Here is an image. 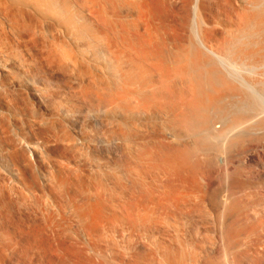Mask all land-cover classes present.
I'll return each mask as SVG.
<instances>
[{
	"label": "bare ground",
	"instance_id": "6f19581e",
	"mask_svg": "<svg viewBox=\"0 0 264 264\" xmlns=\"http://www.w3.org/2000/svg\"><path fill=\"white\" fill-rule=\"evenodd\" d=\"M94 9L96 13L92 14ZM143 14H145L144 20H142ZM3 18L12 21H3ZM27 36L32 38L29 46L32 55L30 51L26 52V45L23 46L19 41ZM152 43L156 47L155 54H152L153 50L149 49ZM43 49L51 53L46 52L47 57L50 55L53 58L52 62L47 57V59L43 58L45 61L42 59ZM50 64L55 66L51 67ZM262 70H264V0H0V233L2 237L8 236L7 239L5 238L7 241L13 242L12 249L0 243V264H34L32 260L20 257L16 253L19 251V254H34V248L26 240V235L20 234L18 230L21 227L34 232L35 228L43 229L44 227L45 231L51 228L59 233L60 230L66 228L59 221L66 210L69 212L68 215L65 214L66 216L72 214L68 217V223L74 220L77 224L74 228L79 227V231L77 228L76 230L81 232L83 239L87 240L86 245L88 242V244L91 243L93 249L91 248L90 252L102 253V241L106 240L103 236V233H106L103 231L106 229L103 227L104 230H102L100 223L105 213L111 214L108 213L110 210L105 211L108 210L106 203L110 204V201L106 200V203L102 201L106 207L99 201L103 195H108V198L114 199L115 202L118 199L126 201L125 199L133 198L131 197L133 189H138L136 191L139 197L144 196L140 206L145 218L149 217L150 211L153 213L150 207L151 202L149 203L153 198V193L149 192L152 195L149 194V200L147 198L148 187L143 186L147 189L146 191L139 189L142 183L140 172L143 177L149 176L148 170L140 165L145 162H138L140 168L137 171L139 173H136V170L133 171L134 167L131 168L132 170L130 167L127 168L128 166H124L126 163H121L122 160L120 161L122 165L117 162L115 157L118 156L114 157L112 154V150L115 152L114 149L109 151V148L112 146L116 148L117 143L122 140L120 138L122 135H119L123 130L120 129L121 127L125 129L130 126L134 129L143 127L145 130L144 123L149 120L145 117L143 119L142 110L138 111L141 105L136 99L140 98V102L145 104L146 100L154 101L156 95L158 99L161 95L167 100H160V98L158 101H161L160 103L166 101L168 110H174L178 107V102L182 101L183 111L177 114L179 111L177 108V113L175 112L177 114L175 118L182 126L180 132H183V127L187 126L191 136L197 141V143L192 142L193 138L190 137L192 145L198 144L200 152L202 149L204 154L212 155L216 148L220 149L219 151L225 146L230 148L227 145L233 144L234 141L235 145L243 146L242 144L246 141L245 137H250L249 131L256 130L253 124L264 119V92L260 93L256 90L259 87L257 77ZM263 76L264 71L260 78ZM262 79L259 80L260 84H264L261 82ZM254 81L255 86H258L256 88L253 86ZM73 82L77 89L75 91L80 90L77 94L73 92L74 87L71 86ZM250 94H253L254 99ZM134 96L138 97L134 98L137 104L134 102L132 106L138 105V107L135 106L138 109L129 104L124 105L122 102L123 99L128 103L133 102ZM82 97L89 99L90 104H83ZM248 97L249 100L256 101L252 100L256 106L253 110L251 108L250 112L249 105L246 106ZM144 100L145 103H143ZM158 101L150 103L153 105ZM232 101L235 104H231L234 111L235 107L239 108L236 110L238 113L230 109L228 104ZM172 117L169 119L171 120ZM93 123L98 125V130L102 131L101 137L96 136L95 140L91 139L88 134L89 125ZM172 124L176 126V123ZM252 125L255 130L252 129ZM129 128L128 130L132 129ZM188 131L185 132L189 136ZM180 132H176V135L166 132L167 139L165 136V139H162L160 133L159 138L177 145L178 148L183 141L186 143L188 140L182 136L185 139L182 141L179 134L177 135ZM148 134L146 133V136ZM162 134L165 135L164 131ZM144 136L134 138V141L136 139L140 144L148 145L149 141L151 142L150 136ZM147 145L142 147L149 149ZM123 148L117 149L123 151L121 154L124 153L123 158L127 159L129 153ZM183 148L185 146H182L180 150L182 151ZM193 148H195L194 151ZM193 148L188 154L186 153L189 149L186 148L187 151L184 154L187 156L193 152L197 154L196 145ZM145 153L150 154V158L153 154L156 161L158 152H155L156 154L144 152L143 154ZM148 155H146L147 160ZM214 157L216 158V155ZM212 159L209 161L213 162ZM133 162L136 166L137 162L135 163L134 160ZM164 163L166 166L170 164V162L160 164L163 166ZM152 165L149 166L153 169ZM157 167H155L157 172L164 171V166L162 169L161 165ZM122 171L126 172L127 180H129L128 176L133 177V174H139L133 181L130 180L132 183L128 186L132 185L131 189L120 181L123 177L119 179L118 175ZM230 199L231 196L224 198L221 202L219 200L221 236L226 247H230L233 241V235L229 232V229L233 227L229 226L231 222L229 219L233 215L238 216L240 210L237 205L236 208L233 206L235 209L227 211ZM32 202L41 203L42 206L38 204L37 208ZM112 203L114 204L113 201ZM113 204L112 206L115 205ZM159 205L161 204L154 205V210ZM160 207L163 208L162 205ZM48 210L53 211L54 214L49 213L47 220L43 221L42 216L45 217L44 214H47ZM161 210L164 212L165 209ZM112 211H114L113 207ZM228 213L230 214L227 215ZM136 215L139 217L138 213ZM121 216L119 217L123 218ZM144 216L139 217L142 223ZM150 216L153 217V214ZM6 217L12 221L8 223ZM107 217H105L106 220ZM117 217V220L120 219ZM98 220L102 221L98 223ZM114 221L116 222L115 218ZM44 222H48L45 223L47 226H44ZM96 222L100 227L96 226ZM120 222L123 221L120 219ZM232 222L231 224L236 223V221ZM63 223L65 224V220ZM72 225V222L69 223V227ZM227 226L230 228L228 229ZM152 228L155 229V226ZM115 229L114 227L111 231L114 232ZM138 229L144 232L145 236L150 235L148 227L139 224ZM67 230L69 232V229ZM128 230L133 232L132 228L127 227ZM45 231L44 233H47ZM68 232H65V238L68 237ZM58 236L60 238L59 234ZM160 237L163 241L164 237L162 238L161 235ZM47 246H44L46 252L51 248L48 246L47 249ZM144 246L142 244V247ZM67 250L65 249V252ZM160 250L162 261L168 258V261L163 262L165 264L166 262L167 264H184V260L187 259H184L185 256H182L179 250L171 251L172 259L167 257L168 248L161 245ZM147 251L145 253L150 255V250ZM79 252L82 253L80 250ZM141 253L143 255V251ZM148 254L144 256L147 257ZM67 255L70 256L69 253ZM76 256L78 258V254ZM116 258L122 264L126 263L121 256ZM40 260L42 261V258ZM100 262L99 264L102 263ZM147 263L149 264V262L139 261L131 264Z\"/></svg>",
	"mask_w": 264,
	"mask_h": 264
},
{
	"label": "rangeland",
	"instance_id": "374dc122",
	"mask_svg": "<svg viewBox=\"0 0 264 264\" xmlns=\"http://www.w3.org/2000/svg\"><path fill=\"white\" fill-rule=\"evenodd\" d=\"M172 3H174V1H172ZM92 11H91V13H92ZM95 13H96V11L94 9L92 14H95ZM144 15L145 14H143L142 20H144ZM3 21H12V20L11 19L6 20V18L5 19L3 18ZM45 35H47V34H45ZM46 37H48L50 39V37L48 35ZM19 41H21L20 43L23 44V46L26 45L25 50H27L26 52H29L30 51L29 46H30V43L32 41V38L30 36H27L25 38L20 39ZM149 49H151L150 51L153 50L152 54H155L156 47H155L154 43H152V45L150 46ZM43 51H44L45 55L43 54L42 59L48 58L49 61L52 62L53 58L50 55H49L50 57L49 56L47 57V54H46L47 49L46 50L43 49ZM29 53H31L30 55H32L31 51ZM47 53L51 54L49 51ZM46 62H47V60H46ZM47 64H48V62H47ZM52 64H50L51 67H54L55 65L52 66ZM263 71L264 70H262L259 77H257V79H258L257 85L259 87L257 85L255 86V84H256L255 81H254V85H253L255 88L258 87V88H256V90H259L257 92H260V93L264 92V87H263L264 84L261 83L262 84L261 85L260 81H259L262 78L264 79V76L262 78H260V76L263 75ZM263 79L261 82L264 83ZM72 85L74 87L73 88V92H74L75 90H77L76 85L74 84V82L71 84V86ZM262 89H263V91H262ZM79 91L80 90L75 91V93L77 94ZM146 94H147V92H146ZM157 96L158 95L155 96L156 98L154 99V101H158L160 98H161L160 100L165 99V97L162 98L161 95L159 96L160 98L158 99ZM251 96L253 97V94ZM134 98L136 99L138 97L134 96L132 98V101L134 100ZM82 99H83L82 100L83 104H86V105L90 104L89 99L84 98V97H82ZM253 99H254V97H253ZM253 99L249 100V97L247 99L248 102H247L246 106L249 105L250 110L248 109V107H246V108L249 110V112L252 111L254 109V107L256 106L255 105L256 101ZM165 100H167V98ZM252 100L255 102L253 103ZM136 101L138 102V104L140 103L139 105H141V106L138 107V105H135V104H134V106H132L133 105L132 103H134L135 100L133 102L129 101L130 103H128L127 100L124 101V99H123L122 102L124 105L129 104L134 108H135V106H137L139 108L138 111L141 112V110H142L143 112H141V113H144L143 119L145 117L149 121H146L144 123V127H146L145 130L143 127H138L139 124L137 125V127L139 129L141 128L140 131L138 128H135L136 129L135 130L131 126H130V128H132L131 130H128L129 127H127L126 129H125V127L120 128L121 130L122 129L123 130L122 131L120 130L121 133L119 135L120 136L122 135L120 137L122 140H120L119 143L122 142L124 144L122 146L121 145L122 143H120L121 147L122 148L124 147L123 150L125 149L129 153V155H131V157L128 155V158H127L130 160L128 161L126 158L125 159L123 158L125 155H124V153H123V155L121 154L123 151L122 152L119 151V149L121 148L119 143H117L118 147H117V145H116V148H114L112 146L111 148H109L110 150L109 149L108 150L111 151V149H114L116 153L112 150V154L114 155V157L118 156V157H115V159L117 158V162L119 164L126 163V164H124V166H126V167L128 166L127 168L130 167V169L132 167H134L133 171L136 170L135 171L136 173H139L137 171H138V168H140V165L143 166L146 170H148L147 174L149 176L146 175V177L145 176L143 177L142 173L140 172V176H141L140 181L142 183L144 182V184L142 185V183H141L140 184L141 187H139V189L142 188L143 191L144 190L146 191L148 189L147 190V192H148L147 198L149 200H150V198H149L150 195L153 193L154 201H153V198H151L152 201L151 200L149 201V203L150 202L152 203V204L150 203V207H151L153 213H151V211H150L148 213L149 217L146 216V218H145L144 213L142 212V209L140 206L143 203L144 196L141 197V195H140V197H141V199H140L139 194L137 193L138 189H133V192H132L133 196H131L133 198H130V200H129V198L125 199L126 201H123L122 199H121L122 201L120 199H118V200L116 199L117 201L115 202L114 199H112V200H111V198L109 199L108 195H103L102 198L99 199V201L100 202L103 201L104 203H106L105 202L106 200L110 201V204L108 202L106 203L108 208L106 207V204H104L103 202H102V204H104L106 209H108L105 211L107 212L110 210L108 213H111L112 215L105 213L103 216H105V217H107L109 215L110 216L107 217V220L104 217V219H102L103 221L101 220L102 222L98 220V223L101 222L100 225H101L102 230H104L103 227L106 230L110 227L109 228L110 231L111 230L113 231L114 227L116 228L114 232H112V231L110 232L109 230L103 231L106 233V234L103 233L104 239H106L104 242L102 241L101 252L103 254L102 253H100V254L96 253L94 250H93L94 252H92V251L90 252V249L92 248L90 245L91 243L88 244L89 243L88 242L86 245L85 242H87V240L83 239V237L81 236L82 235L81 232H78L79 227H76L77 224H75L76 222L74 220H70L73 223V225H72V227L71 226L69 227V223H71V222L69 221V223H68L67 220L69 219L68 217L72 214L70 213L69 216H66L65 214H67V213L69 214V212L67 210L65 211V213L62 214V216H61L62 219H59L60 217L58 218L59 221L63 224V227H66V228H64L65 230L62 229L59 231V233H57L58 231L55 229H54V231H53V229L51 230V228H49L50 230L47 228L48 231H45L46 228L43 227V229H41V227H37L34 229V232H32V230H29V229L24 230L23 228L20 227V230H18L19 233L24 235V236L26 235L25 236L26 240L31 244L32 248H34L33 249L34 254H32V255L30 253H26V254L20 253L19 254V251H16V253L20 257H27V259L32 260L34 264H35V261L37 264V262L40 260V258H42V261L40 260L38 262V264H48V263L49 264H87V263L88 264H95V263L99 264V261H101L103 264H106V262H107V264H115L117 262H119L118 264H122L120 261L117 260L116 257H118V256H121L123 258L124 262H126L127 264H131V263L139 262V261H142L145 263L149 262V264H165L163 262H165V260L168 261V258L163 259V261H162L163 257L161 256V253H159V252H161V250L159 251V249L162 245V246H165L166 249L168 248V250L172 247L169 250V252H167V257H169V259H172L173 255H172L171 251L173 249L179 250V253H181L182 256H185L184 259L187 258L186 260H184V264H234L235 262L237 264H264V119H262L263 121L258 120V121H256V123L253 124L254 128L256 130L253 129V125H252V129L255 131L254 132L251 131L252 134L249 131L250 134H248V135L250 137H245L246 138L245 140L247 142L245 141L244 144H242L243 146H241V144L235 145L234 143H236V142L234 141L233 144L227 145L230 148H228L226 146L224 147L225 149H227L226 151H224L225 150L224 148L223 149L221 148V151H219L220 149L218 150L216 148V150L213 151V154L211 153L212 155H210L207 152H206L207 154H204L205 152L202 149L200 152V148H198L199 146H197L198 144H195L196 148H198V149H196V150H198L197 154H196V152H193L194 154L191 153L187 156L184 154L187 151L186 148L189 149V151H187L186 154L192 152L191 148L195 147V145L194 146L192 145V142H195L196 139L191 136V133H190V131H188L189 129L186 126V124L184 126H186L187 128L183 127L184 131L180 132V128L182 126L179 124V122L177 121V119L175 117L177 114H179L183 111V107L181 104L182 101H179V102L177 101L179 104H177L178 107H176L174 110H171V109L168 110V104L166 101L164 103H163V101H162V103H160L161 101H158L159 103L155 102V104H153V105L150 102L153 103L154 101H147L146 100V103H145V100H144V102L142 101L145 104H142L140 102L141 101L140 98L136 99ZM251 101H252V103L250 104ZM137 102H135V103L137 104ZM232 102L231 103L229 102L230 104H228V105H230V107H231L230 109L233 112H235L239 108L235 107L236 109L234 111V107H233V105H231V104H234V102L233 103ZM147 103H148V105H147ZM250 105H253V106H250ZM179 106H180V108H179ZM137 107L135 109H138ZM177 108L179 109L178 113H177V110H178ZM251 108H252V110H251ZM167 111L170 113L171 116L169 115V113ZM171 111H172V113H171ZM175 112L177 114H175ZM239 112H242V111L240 110ZM236 113H238V112L236 111ZM171 117H172V119L170 120L169 118H171ZM168 120H169V123H168ZM172 123H176V126H175V124H172ZM184 123H182V124H184ZM149 124H150V126L151 125L152 126L150 127ZM177 125H179L180 127ZM97 126L98 125H96L94 123L89 125L88 134L90 135L91 139H93V140H95L96 136L101 137L100 133L102 131L99 129L100 130V132H99V130H98L99 127L97 128ZM172 126H174V128ZM92 129H94V130H92ZM171 129H173L172 131H174V132H172ZM185 129H187V130H185ZM181 130H182V128H181ZM163 131H164L165 135L162 134ZM178 131L180 133H177V135L179 134L178 136L180 137L181 140L183 139L182 136H184V138L186 140L188 139L186 143H184V141H183L185 139L182 140L183 142L180 140V143L182 142L183 144L181 143V146H179L178 148H177V145H175L173 143H169V141L166 142V140L165 141L162 140L165 138L167 139L168 134L173 133L174 135H176L175 133ZM185 131L189 132V136H188L187 132H185ZM132 132H133V134H132ZM166 132L168 134H166ZM146 133L147 134L150 133L147 135V136H150L149 138L151 139V142L149 141L148 145L147 144L142 145L139 142H137L136 139L134 141V138H137L140 136L145 135L144 137H147ZM160 133H161L162 137L160 136ZM92 134H93V136H91ZM141 134H143V135H141ZM184 134H187V135H184ZM159 136L162 139L159 138ZM164 136H165V138H164ZM190 137L193 138L192 139L193 141L190 139ZM152 141H154V142H152ZM127 143H130V144H127ZM150 143L151 144L153 143V145H151ZM195 143H197V141ZM141 145L144 147L147 145V147L149 149L143 148ZM239 145H240V147H239ZM182 146L183 147L185 146V148H183V150L181 151L180 149L182 148ZM137 147H138V149H137ZM117 148H119V149H117ZM158 148H159V150H156ZM166 148L167 149L169 148L170 150L169 149L167 150ZM116 149L118 151H116ZM148 150H150V151H148ZM194 150H195V148H193V151ZM152 151L154 152V154H156L158 152L157 154H158L159 159L156 156V161H155V156L153 154H151V158H150V154L149 155H148V153L143 154L144 152L153 153ZM216 151H218V152H216ZM217 154H219V155L217 156ZM146 155H148V160H147ZM215 155H216V158L214 157ZM209 157H210V159H212L214 157L215 161L213 159H212L213 162L209 161L210 160V159L208 160ZM139 158L142 161L136 160ZM123 159L126 160L127 162H123L124 161ZM121 160H122V162L120 163ZM131 160H132V162H131ZM133 160L135 161V163L137 162L135 164L136 166H134ZM159 160H161L160 163L170 162V164L168 163L169 165L166 166L164 163L163 164L164 167H163L162 164L159 163ZM143 161L145 162V164L141 163ZM150 161H152V162H150ZM153 161L157 162L156 165H154L155 167H157V165H161V169L163 167L164 171L160 170L159 171L160 173L157 172L155 170V167L152 165L155 163V162L153 163ZM129 162H131V164L133 166L131 164H129ZM138 162H140L141 164ZM175 163L181 168L179 169V167L177 165H173ZM127 164H129V165H127ZM146 164L148 166H146ZM149 165L150 166L152 165L153 169L155 171L152 168H150ZM169 166H172V167L169 168ZM143 167H142V170H144ZM151 169H152V171H151ZM168 171H170V172L168 173ZM122 172H120L119 173L120 175H118L119 179L122 176L123 179L121 178L122 180L120 179V181L123 183L124 186L130 188L132 185L128 186V184H131L133 179L136 177V175H139V174L135 173L132 175L133 177L128 176L129 180H127L126 179L127 178L126 172H124V171H122ZM150 176H151V178H150ZM142 177H143V179H142ZM131 179H132V181H130ZM144 180L147 182V184ZM123 181H125V182H123ZM127 181H129V182L127 183ZM143 186L148 187V188L146 189ZM159 190H161V191H159ZM135 194H137V196H134ZM230 196H231V199H230L231 202L229 203L230 205H228V207H227V211L229 212V210L235 209L237 207V205H238V208H240V210H239L238 216H236V215L231 216L232 220H231V218L230 219L228 218L229 222L230 221L232 222L233 219L235 218L234 221H236V223L234 221L232 223H235V224H231V222L229 223V226L233 227V228H231L232 230L229 229L230 228L229 226H227V228L229 227L228 228L230 230L229 232H231L233 235L232 236L233 241L230 243V247H226L225 246L226 244L222 240V236H221V228H220L221 214H220V209H219V200L221 202L224 198H226V197L229 198ZM97 198H99V196ZM32 199L33 198H31V200ZM111 201L114 202L115 205L112 203L114 206H112ZM34 202H36V201H34ZM34 202H32V203L34 204V206L36 205L35 207H37V205L39 203L35 204ZM155 202L156 203L158 202L157 204H161L163 206V208L160 207L161 205H159V206H157L158 208L156 207L154 210V207L157 205ZM40 204H39V206H42V204L41 205ZM198 204H199V206H198ZM231 204H233V205H231ZM108 205L112 206L113 210L115 212L112 211V207L109 208ZM217 205H218V208H217ZM165 206H166V208H165ZM233 206H235V208ZM116 207H118V208H116ZM241 207H243V208H241ZM167 208H168V210H166ZM159 209L160 210L165 209V210L163 212L162 210L159 211ZM93 210H94L93 213H95V209H93ZM138 210H140V211L138 212ZM173 210H175V211H173ZM43 211L45 213V210H43ZM227 211H226V213H227ZM49 213L54 214L53 211L48 210V213L44 214L46 219H45V217L42 216L43 221L47 220V215ZM117 213H118V215H117ZM119 213L123 214V215L121 216ZM137 213H138L140 218H142L144 216L143 223L141 222L140 218L136 215ZM115 214H116V217L118 216L117 218H120L119 216L123 217V218H120L123 222H120V219L117 220L116 217H114ZM142 214H143V216H142ZM150 214H153V217H151L152 215L150 216ZM229 214L230 213H228L227 215H229ZM154 215H155L156 220L154 219ZM225 216H226V214H225ZM137 217L139 218V222L137 221L138 220ZM114 218H115L116 222H118L117 224L114 221ZM151 218L155 220V223H154V220H152V221L150 220ZM6 219H8V218L6 217ZM228 219H227V221H228ZM61 220H63V221H61ZM64 220H65V224L68 223L67 225H65L63 223ZM105 220H106V224H105ZM124 220L127 223H129L128 224L129 226L125 225L127 223ZM131 220H133L132 223L134 225L131 223ZM146 220H148V222H146ZM7 221L9 223V221L11 222L12 220L8 219ZM91 221H93V220H91ZM96 221H97V219H96ZM144 222H146V223L144 224ZM149 222H152V223H150L151 225L149 224ZM45 223H48V222H44L43 224H45ZM225 223H226V221H225ZM119 224H120V226H119ZM135 224L137 226H135ZM139 224L148 227L150 235L146 234V236H145V233L138 229ZM153 224H154L156 230L154 228H152V227H154ZM38 225L40 226V224H38ZM74 225H76L75 228H74ZM100 225L97 226V222H96L97 227H100ZM123 225L125 226L124 228H123ZM44 226H47V224H45ZM67 226H68V228H67ZM130 226H132V227H130ZM13 227H15V226L13 225ZM127 227H128V229L132 228L133 232H131V230L127 231ZM76 228L78 229V231L76 230ZM111 228H113V229H111ZM122 228L123 229L126 228L125 229L126 231L125 230L123 231ZM67 229H69V232ZM135 229H136V231H134ZM116 230H117V233H115ZM120 230H121V232H120ZM150 230H151V232H150ZM44 231L47 233H44ZM154 231H156V232H154ZM232 231H234V232H232ZM23 232H25V233L23 234ZM65 232L66 233L68 232L67 235L69 238L67 236L65 238V235H66ZM108 232H109V234L107 235ZM129 232H130V234L132 233L131 239L129 238L130 237ZM26 233H28L29 235L31 233L32 234L30 236L29 235L27 236ZM60 233L62 234L63 238L61 237ZM71 233L73 235H71ZM125 233L127 235H125ZM158 233H160V234L158 235ZM161 233H163V235ZM58 234L60 235V238H59ZM121 234H123V235H121ZM128 234H129V237H128ZM160 235L162 236V238L164 237V239H163L164 242L162 241ZM0 236H1L0 237V243L1 244L3 243L5 245V247H9V248L11 247V249H12L13 248V245H12L13 242L9 240L11 242L10 243L9 241L6 240L8 238V236H3L4 239H3L1 233H0ZM103 236H102V240H104ZM71 237H73V238H71ZM127 237H128V239H127ZM111 238H112V240H110ZM35 239L36 240L38 239V240L36 241ZM34 240L36 243L34 242ZM52 240H54V242ZM142 240H143V242H142ZM65 241H66V243H65ZM159 241H160V243H159ZM6 242H8L9 244H7ZM31 242H33V243H31ZM58 242L59 243L61 242V243L59 244ZM157 242L159 243V245ZM38 243H41L43 245L40 244L41 246H39ZM165 243L167 246L165 245ZM73 244L75 245V247ZM142 244L145 246L142 247ZM6 245H8V246H6ZM47 245L51 246V248H49V250L46 252V248H44V246L46 247ZM80 245H82V246H80ZM48 246H47V249H48ZM104 246L106 247V249ZM64 247H65V249H68L67 252H65V249H63ZM145 247H147L146 250H145ZM43 248H44V250H43ZM73 248H75L76 250ZM54 249H55V251H54ZM37 250H38V252H37ZM69 250H70V252H69ZM77 250H78V252H79V250L82 251V253L76 252ZM104 250H106V251L104 252ZM147 250H150L149 251L150 255L148 253H145V252H148ZM142 251H143V255L141 253ZM48 253H49V255H48ZM66 253L67 254L69 253L70 256H68ZM74 253L78 254V258L76 256L77 254L74 255ZM94 253L97 255H95ZM182 253H184V254H182ZM38 254L40 255V257ZM98 254L101 255L102 257L100 256L101 257L100 258ZM117 254H119V255H117ZM139 254H141L142 256ZM144 254L145 255L148 254L147 257H148L149 261L148 260L146 261L147 257L144 256ZM46 255L48 258L46 257ZM80 255H82V256H80ZM138 255H139V257H138ZM114 256H115V258H114ZM49 257H51L50 260H49ZM131 257L133 259H131ZM128 258H130V259H128ZM143 258H145V259H143ZM44 259H46L45 262H43ZM195 259H196V261H195ZM232 259H234V261ZM166 264H167V262H166Z\"/></svg>",
	"mask_w": 264,
	"mask_h": 264
}]
</instances>
